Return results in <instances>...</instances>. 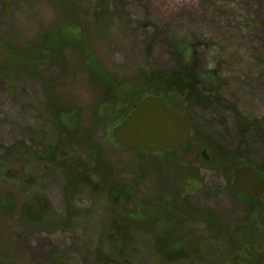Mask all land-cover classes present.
I'll use <instances>...</instances> for the list:
<instances>
[{
  "label": "rangeland",
  "instance_id": "obj_1",
  "mask_svg": "<svg viewBox=\"0 0 264 264\" xmlns=\"http://www.w3.org/2000/svg\"><path fill=\"white\" fill-rule=\"evenodd\" d=\"M5 1L11 2L12 16L5 14ZM73 1L80 16H91L96 0ZM108 3L105 26L103 21L102 26L92 25L89 36L103 68L123 82V100L115 103L107 101L109 95L94 82L80 56L71 49L65 52L67 68H61L54 62L40 67L42 72L53 78L51 89L54 97L68 110L79 111L78 135H81V131H89L103 141L105 154L115 165L123 167L126 162H130V165H126L130 176H141L134 167L137 152L117 142L112 136L110 121L104 117L96 118V113L106 111L116 123L129 107L136 105L133 102L136 95L132 94L129 98L124 86L128 79L138 74V70L150 65L171 70L186 63L203 78L213 71L215 78L209 80L211 78L206 77L205 81L230 101L245 119L244 128L240 130L236 111L231 108L215 102H211L210 106L208 104L209 107L192 104L171 94L169 105L173 108L176 106L188 115L190 138L199 132L209 135L228 154L240 151L245 158L256 161L264 170V0H108ZM209 10L217 11V15H209ZM56 22V14L45 0H0V34L11 35L20 46L35 33L53 28ZM183 38H186L188 48L181 53ZM135 85L144 88L142 83ZM9 86L6 80L0 79V142L11 144L21 140L33 146L36 143H31L29 136L33 128L40 129L41 103L44 98L42 86L36 79L29 77L14 83L11 88ZM198 88L203 89L202 83L198 84ZM53 135H49L50 139L46 141L52 143L55 139ZM38 137L41 138L40 134ZM205 141L203 138L202 143ZM196 144V141H192L179 152L186 153L188 157L195 156L193 147ZM33 149L41 150L38 145L33 146ZM204 150L208 155L206 159L214 154L210 148L205 147ZM148 152L152 154L146 158L156 161L161 151ZM15 162L17 168L19 164L24 168L23 171L22 168L17 171L19 176L26 177L25 182L34 177L33 183L44 191L56 214H62L64 202L61 184L49 164L39 167L36 172L32 170L33 164L26 155L18 157ZM227 164L215 167L216 164L208 163L201 170L202 189L187 197V203L192 207L215 211L222 225H228L232 219L247 217L249 212L248 205L225 186L224 166ZM147 168L145 175L138 178L139 189L148 196L153 195L156 189L154 171L150 164H147ZM25 182V185L20 181L15 182V194L20 202L17 208L9 214H3L0 202V263H49L55 257H60L70 264H93L94 250L101 241L99 235L103 227V221L99 219L102 217V220H107L102 201H98L94 207L93 211L96 212L93 218L80 216L77 219L74 230L47 229L45 223L28 220L20 208L21 203L28 198L29 190L32 191V184ZM5 188L7 182L2 179L0 195ZM92 200L90 194L83 192L74 202L78 207L85 208ZM129 206L130 210L135 209L132 200ZM147 206L151 210L152 205ZM173 217L170 215V223L174 222ZM150 222L146 225H151ZM175 225L176 235L180 237L191 230L204 237L208 235L205 220L176 221ZM145 232L141 230L138 233L139 253L134 264H169L156 253L150 234ZM130 233L134 234L133 239L137 237L134 230L130 229ZM172 236V233H167L165 240L168 241ZM197 237L188 236L182 242V247L189 251L198 247L201 258L188 257L173 264H264V251L254 253L249 242L242 249L237 245L229 248L222 240H213L214 245L209 246L206 238H203V243L196 244ZM223 238H226V233ZM101 251L104 257L111 256L112 260L120 258L112 254L107 245Z\"/></svg>",
  "mask_w": 264,
  "mask_h": 264
},
{
  "label": "trees",
  "instance_id": "obj_2",
  "mask_svg": "<svg viewBox=\"0 0 264 264\" xmlns=\"http://www.w3.org/2000/svg\"><path fill=\"white\" fill-rule=\"evenodd\" d=\"M45 1L52 6L56 14L57 22L53 28L35 33L21 46L11 35L0 34V79L6 80L10 88L25 77L36 79L42 86L44 97L41 103L40 129L33 128L29 136L31 143H36L33 146L38 145L41 150H34L30 142V145H27L21 140L13 141L11 144L0 142V180L7 182V188L0 195L3 214H9L20 203L15 194V182L20 181L25 185L24 182L27 179L19 176L17 171L21 168L23 171L24 168L20 164L17 168L15 161L18 157L26 155L33 164L32 170L36 172L40 169L39 167L49 164L61 184L64 202L63 213L57 215L51 201L43 190L37 188L40 186L33 183L34 177H32L25 182L32 184V191L29 190L28 198L20 205L28 220L45 223L47 229L74 230L77 219L80 216L93 218L96 212L93 211L94 207L96 208L98 201H102L107 220H102V217L99 219L103 221V227L99 235L101 241L97 247L98 251L96 248L94 250L93 264H134L139 253L137 244H140L138 233L141 230H146L145 233L150 234L156 253L169 264L188 257L201 258L198 247L192 251L182 247V242L188 236H198L196 244L203 243V238L207 239L209 246L214 245L213 240H222L229 248L231 245L241 248L247 246L246 243L249 242L254 253L258 250L264 251V195L250 198L237 192L233 185V171L243 163L252 164L262 176H264V170L256 161L245 158L240 151L233 152L236 155H230L216 140L201 132L194 136L197 139H193L192 136V140L190 138L182 147L161 151L156 161L149 160V157L146 158L152 154L151 152L133 149L137 152L134 167L142 174L138 177L140 176L141 179L145 175V170L148 169L147 164H150L154 171L156 191L153 195L147 196L139 189L140 179L130 176V171L126 168L130 162H126L123 167L115 165L105 154L103 141L85 130L81 131L80 136L78 135L80 134L78 130L79 111L68 110V107L66 108L54 97L51 89L53 78L42 72L40 67L54 62L61 68H67L68 61L65 52L71 49L80 56L85 68L92 74L94 82L109 95L107 101L111 100L115 103L123 100L121 99L124 90L121 85L123 82L115 79L114 73L107 72L103 68L89 36V29L92 25H101L103 21L105 26L109 3L108 0H96L91 16L84 18L77 13L79 10L73 0ZM10 3L5 1L4 6L5 14L8 16L13 15ZM209 13V15H217L215 10H209ZM185 48H188V42L186 38H183L180 43L181 53L185 52ZM138 71V74L128 79L124 86L126 87L124 92L129 98L132 94L136 95L133 99L134 103L137 104L143 97L150 94L162 95L166 97L167 102L170 95L175 94L185 102L202 104L207 107L211 102H215L236 111L239 129L244 128L243 115L230 101L224 99L217 90L213 89L208 81H205L206 77L211 78L209 80L215 78L213 71H209V76L206 75L203 78L186 63H181L171 70H162L150 65ZM141 83L144 84V88L135 85ZM199 83H202L204 90L198 88ZM110 93L113 94L111 98ZM133 107H129L122 119L116 123L111 120V114L109 115L106 111H98L96 118L104 117L114 126L122 122ZM175 109L180 110L176 106ZM180 111L188 119V115ZM36 130L38 131L35 133ZM51 134L55 135V137L53 135L55 139L49 143L46 140L49 141ZM203 138L206 139L205 143H202ZM192 141L197 143L193 147L195 156L188 157L186 153L179 152ZM205 147L214 152L213 155H209V159L203 155L202 151ZM8 160L13 163H8ZM226 162L229 164L224 166L225 186L233 195L248 205L249 212L247 217L232 219L228 225H222L215 211L209 208L196 209L187 203V197L193 195L199 188L202 189L201 170L206 168L208 163L216 164V167ZM83 192L90 194L93 200L88 207L80 208L74 201ZM130 200L135 204V209L130 210ZM148 204L152 205L151 210L148 209ZM170 215L174 216L173 223H170ZM149 216L151 219L149 221L152 222H150L151 225H146L149 222ZM196 219L207 222V237L194 234L192 230L184 237L176 235V221L195 222ZM130 229L135 231L136 238L133 239L134 234L130 233ZM167 233L173 235L168 241L165 240ZM225 233L226 238H223ZM105 245L109 247L112 254L120 258L112 260L111 256L104 257L101 250L105 248ZM38 264H70V262L55 257L49 263L40 262Z\"/></svg>",
  "mask_w": 264,
  "mask_h": 264
},
{
  "label": "water",
  "instance_id": "obj_3",
  "mask_svg": "<svg viewBox=\"0 0 264 264\" xmlns=\"http://www.w3.org/2000/svg\"><path fill=\"white\" fill-rule=\"evenodd\" d=\"M185 115L169 105L166 97H143L130 114L112 128V136L123 146L141 151H163L184 146L190 139ZM203 155L208 158L207 151ZM233 185L250 198L264 195V176L250 163L233 171Z\"/></svg>",
  "mask_w": 264,
  "mask_h": 264
},
{
  "label": "flooded vegetation",
  "instance_id": "obj_4",
  "mask_svg": "<svg viewBox=\"0 0 264 264\" xmlns=\"http://www.w3.org/2000/svg\"><path fill=\"white\" fill-rule=\"evenodd\" d=\"M235 189V188H234ZM237 192H239V191H237ZM241 193V192H240ZM243 194V193H242ZM245 195V194H244Z\"/></svg>",
  "mask_w": 264,
  "mask_h": 264
}]
</instances>
